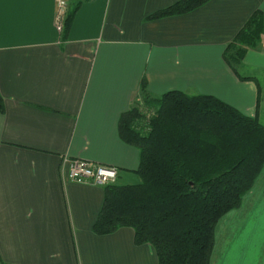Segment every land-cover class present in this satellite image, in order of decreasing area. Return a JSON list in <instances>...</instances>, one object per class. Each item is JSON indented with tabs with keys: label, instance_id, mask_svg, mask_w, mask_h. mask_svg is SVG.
Instances as JSON below:
<instances>
[{
	"label": "crops",
	"instance_id": "obj_1",
	"mask_svg": "<svg viewBox=\"0 0 264 264\" xmlns=\"http://www.w3.org/2000/svg\"><path fill=\"white\" fill-rule=\"evenodd\" d=\"M67 1L80 5L62 41L55 0H0V264H157L129 228L92 232L104 187L70 181L69 163L140 183L139 152L118 123L142 102V81L148 98L211 96L264 125V37L237 76L223 60L264 0H210L153 21L180 0Z\"/></svg>",
	"mask_w": 264,
	"mask_h": 264
},
{
	"label": "trees",
	"instance_id": "obj_2",
	"mask_svg": "<svg viewBox=\"0 0 264 264\" xmlns=\"http://www.w3.org/2000/svg\"><path fill=\"white\" fill-rule=\"evenodd\" d=\"M209 1L180 0L146 20L185 15ZM79 5L70 4L62 41ZM262 36L264 13L256 11L223 53L236 76ZM145 86L142 81L147 116L133 107L118 123L120 139L139 152L140 183L104 187L92 232L129 228L134 245L152 247L157 264H211L219 222L241 207L264 168V125L211 96L171 91L148 98Z\"/></svg>",
	"mask_w": 264,
	"mask_h": 264
},
{
	"label": "rangeland",
	"instance_id": "obj_3",
	"mask_svg": "<svg viewBox=\"0 0 264 264\" xmlns=\"http://www.w3.org/2000/svg\"><path fill=\"white\" fill-rule=\"evenodd\" d=\"M261 88L264 97V84ZM142 104L140 100L136 107L147 116ZM211 264H264V168L241 207L219 222Z\"/></svg>",
	"mask_w": 264,
	"mask_h": 264
},
{
	"label": "built area",
	"instance_id": "obj_4",
	"mask_svg": "<svg viewBox=\"0 0 264 264\" xmlns=\"http://www.w3.org/2000/svg\"><path fill=\"white\" fill-rule=\"evenodd\" d=\"M55 30L62 34L68 14L67 0H55ZM118 171L112 167L94 165L85 161L75 160L69 163L68 179L72 182L105 187L114 185L118 179Z\"/></svg>",
	"mask_w": 264,
	"mask_h": 264
}]
</instances>
